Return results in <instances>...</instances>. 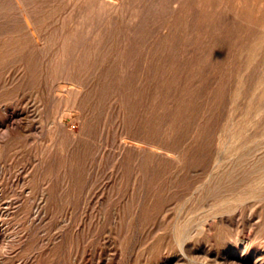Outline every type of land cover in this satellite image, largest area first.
Wrapping results in <instances>:
<instances>
[{"label":"bare ground","instance_id":"bare-ground-1","mask_svg":"<svg viewBox=\"0 0 264 264\" xmlns=\"http://www.w3.org/2000/svg\"><path fill=\"white\" fill-rule=\"evenodd\" d=\"M131 2L132 0H0V113L3 114L7 127L17 130V133L11 132V136L28 137L30 144L32 136L38 141L29 156L30 161L14 173L17 183L23 186L27 195V212L36 222L41 223L48 211L58 205L60 200L70 204L73 202L78 174L76 152L84 143L90 127L98 125L101 126L100 134L105 132V121L98 122L94 115L98 109L111 111L115 117L112 120L115 122L114 141L111 140L110 143L112 145L114 142L113 146L117 149L115 157L119 169H122L124 161L130 164V182L137 187L139 193L146 187L147 175L157 170L162 161L168 159L172 167L178 168L182 159V152L178 147L171 149L159 141L153 143L144 136L146 130L138 123L137 116L143 110L148 112L153 122L158 120L157 96H173L174 103L179 104L183 103L184 96L193 91L197 93L200 89L204 93L203 97L205 96L204 108L211 111L222 101V97L219 102L216 98L220 93L224 94L221 92L224 76L231 67L235 69V56L246 57L244 61L238 62V87L250 78L252 92L259 97L264 94V61L259 71L257 68L254 73L250 71L255 76L247 73L249 67L257 63L255 59L261 54L264 56V0H169L170 23H177L178 26H155L156 28H146L148 21L142 18L144 15L141 16L140 11H127V8L134 5ZM192 7L198 11L196 22L202 26L201 35L193 39L191 35L188 36V27L185 28ZM218 23L224 24V31L218 32ZM245 39L246 45H235V42ZM236 88L233 96L231 94L233 98ZM21 90L25 92V98L18 99ZM130 96H135L136 107L129 101ZM211 96L213 99L210 100ZM262 107L260 102L254 103L252 109L255 118L260 116ZM24 108H30L32 115H28L30 111L26 113ZM88 112L92 113L91 116ZM66 117L71 123L79 121L78 133L67 126ZM155 124L152 129L160 132L159 135L167 132L168 126L164 118ZM222 124H219L220 129L219 125L217 127L218 133L215 132V154L211 172L204 183L207 186L205 192L216 193L224 181L234 178H238V189L228 195H217L213 202L215 210L250 197L264 199V130L257 136L246 138V122L243 119L235 121L228 118ZM26 126H30L29 130ZM18 141L12 137L4 140L0 144V157L19 148ZM184 144L185 142L183 148ZM251 145L254 148L247 151ZM98 149L95 154L97 163L104 152L103 149ZM5 175L4 165L0 163V181ZM28 185L41 193L33 197ZM2 191L4 190L0 184V195ZM130 192L134 196L135 193ZM139 203L140 201H135L134 204L131 202L130 206L134 205V213L131 215L136 214ZM11 213L10 209L5 213L0 211V217H8ZM81 215L83 214L79 216ZM64 220L68 221V218L64 217ZM188 224V219L178 222L174 231L177 235H182ZM2 231L3 227L0 226V236ZM14 237V234L3 235L0 238L1 247L8 248Z\"/></svg>","mask_w":264,"mask_h":264},{"label":"rangeland","instance_id":"rangeland-1","mask_svg":"<svg viewBox=\"0 0 264 264\" xmlns=\"http://www.w3.org/2000/svg\"><path fill=\"white\" fill-rule=\"evenodd\" d=\"M132 2L131 4L134 5L127 8V11H140L141 16L144 15L142 18L148 21L146 28H156L155 26L162 27L166 25L171 27L178 26L177 23L174 25L170 23V16L168 14L169 0H132ZM194 9V7L190 8L189 15L187 16V24L185 25V28L188 27L186 30L189 35H187H191L190 37L192 39L199 34L201 35L202 28L196 22L198 19V11ZM124 10L126 11V9ZM164 20L167 21L165 22ZM193 23L195 24L193 25ZM158 24L160 25L158 26ZM146 25H144V28ZM192 26L193 29L191 28ZM235 28L237 27L235 26ZM217 29L218 32L224 31V24L218 23ZM193 32H197V34L195 35ZM240 43L246 45L247 40L235 42V45ZM245 59V56H235V69L231 67L224 76V85L222 84L224 92L221 90L224 94L220 93L216 98L219 102L222 97L223 102H219L218 107L213 108L215 111L204 108L205 96L203 97L204 93L202 94L200 89L197 90L198 94L195 93L196 91H193L184 96L183 103L179 104L178 102L177 104L174 103L173 96L162 95V98L161 95L157 96L159 118L154 122L150 119L148 112L144 110L143 112L139 111L137 120L139 125L142 126L141 128L144 127V130H146L145 132L142 129L145 132V137L151 139L153 143H158L159 141L160 144L171 149H177L178 147V150L182 152V159L178 168L173 166L174 169L168 159L162 161L157 170L147 175L145 190L143 189L139 193L137 187L133 186L132 182H130V164L124 161L122 169H119L118 161L115 157L117 149L113 146L114 142L112 145L110 143L114 138L115 122H113V119L115 117L111 111L98 109L99 111H96L97 113L95 112L94 115L98 122L105 121L103 124L105 126V132L100 134L101 126L94 125L90 127V131L86 135L84 143L81 145L82 147L80 146L76 152L78 174L73 202L70 204L63 199L60 200L58 205H55L52 210L48 211L47 216L44 217L41 223L36 222L28 214L27 208L29 206L27 195L23 191V186L17 183L14 176L16 171L26 166L27 162L30 161L29 156L32 154L38 141L32 136L30 140L32 143L30 144L28 137L24 138L21 136L19 138L11 136L10 133H17V130L7 127L4 116L0 113V144L9 137L15 138L16 141L19 140L18 142H20L19 148L10 150L8 152L9 154L7 153L5 157H0V163L4 165L6 171L4 179L0 181L4 190L0 195V209H2L0 211L1 213H5L9 209L12 211L8 217H0V226L3 227L0 238L3 235L9 234H14L15 236L12 239V243H9L8 248L3 249L0 241V250H2L0 251V264H264V199L260 200L250 197L240 203H234L233 205L225 204L215 210L213 208L214 200L223 193V195H228L235 192L238 189V178H234L231 181L229 179L227 182L224 181L221 186L222 188L220 187L218 189V193L210 194V192H205L207 191V186L204 184L207 176L211 172V165L213 164L215 154L214 147H216L217 141L216 133H218V128L220 129L223 125L222 123H225L228 118L235 121L243 119L246 122L244 132L246 138L257 136L264 130V94L259 97L258 94L255 95L252 92L250 78L241 87H238V68L240 65L238 62L244 61ZM263 61L264 56L261 54L255 59L257 63L249 67L247 71L248 75L255 76L256 74H253L255 69L257 68V71H259L258 69L263 66ZM228 77L231 78L229 79ZM227 81L228 83H232L228 85ZM198 83L202 84L199 81ZM234 88H236L235 91L237 90L235 92V98L232 97ZM24 94L25 92L21 90L18 93V99L25 98ZM138 97L136 99L140 101ZM211 99H213V96L210 97ZM129 101L133 103L132 106L136 107L135 96H130ZM258 102H260L261 107L263 106V110L260 116L255 118L253 115L254 109L252 108L254 107V103ZM192 105L194 106L192 107ZM24 110L26 113L30 111L28 115H32L30 108H24ZM91 114V112H88L89 116ZM205 114L208 115L206 116ZM215 114L216 118H214ZM126 118H128V115ZM163 118L165 124L168 126V130L159 135L160 132L152 128L159 119L161 120ZM65 122L75 133L79 132L80 124L78 120H74L71 123V120L66 117ZM203 124L205 127H203ZM39 125L40 123L37 125L38 129L40 128ZM29 128L30 126H26L27 130ZM207 130H210V134ZM26 134L24 133V135ZM184 142L183 148L182 145ZM98 147L104 151L100 160L101 163L95 161V154L99 150ZM250 148H254V145L249 146L247 151ZM114 173L116 174L114 175ZM163 175L166 176L164 177ZM131 185L133 188L130 187ZM28 186L31 190L30 194L33 197L41 193L40 190H36L30 185ZM7 190L8 193L6 192ZM130 190L132 193H135L134 196L130 194ZM14 193L15 195L13 196ZM3 197L6 198L4 199ZM83 200L84 203L82 202ZM135 201H140L139 207L136 214L131 215L134 213V205H130L134 204ZM86 204H88L87 207L85 206ZM80 214L83 215L80 217ZM64 217H67L68 221L64 220ZM186 219L189 221L186 231L182 235H177L174 231L175 225ZM43 221L45 222L43 223ZM8 229L11 231H7ZM21 233L23 234L21 235ZM34 235L38 237L36 238Z\"/></svg>","mask_w":264,"mask_h":264}]
</instances>
